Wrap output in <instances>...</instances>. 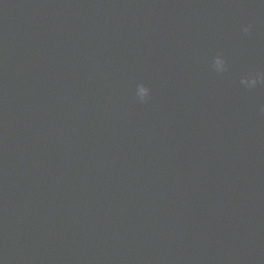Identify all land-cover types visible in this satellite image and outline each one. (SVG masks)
Here are the masks:
<instances>
[{
  "label": "water",
  "instance_id": "95a60500",
  "mask_svg": "<svg viewBox=\"0 0 264 264\" xmlns=\"http://www.w3.org/2000/svg\"><path fill=\"white\" fill-rule=\"evenodd\" d=\"M0 264H264V0H0Z\"/></svg>",
  "mask_w": 264,
  "mask_h": 264
},
{
  "label": "clouds",
  "instance_id": "9594fccd",
  "mask_svg": "<svg viewBox=\"0 0 264 264\" xmlns=\"http://www.w3.org/2000/svg\"><path fill=\"white\" fill-rule=\"evenodd\" d=\"M243 30H244L245 32H247V31H248V28L245 27ZM222 63H223V62H222L220 59H217V61H216L217 67H222ZM245 83H250V84L254 85V84L256 83V81L253 79V80H251L250 82H249V81H246ZM138 94H139L140 97L143 99L145 96H147V94H148V90H147L146 88H144V87H141V88L139 89V93H138Z\"/></svg>",
  "mask_w": 264,
  "mask_h": 264
}]
</instances>
